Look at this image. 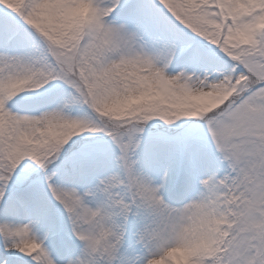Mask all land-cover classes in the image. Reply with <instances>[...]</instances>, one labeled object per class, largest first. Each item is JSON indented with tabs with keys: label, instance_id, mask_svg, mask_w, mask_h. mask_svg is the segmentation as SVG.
I'll return each mask as SVG.
<instances>
[{
	"label": "snow or ice",
	"instance_id": "6c2138e0",
	"mask_svg": "<svg viewBox=\"0 0 264 264\" xmlns=\"http://www.w3.org/2000/svg\"><path fill=\"white\" fill-rule=\"evenodd\" d=\"M0 264H264V0H0Z\"/></svg>",
	"mask_w": 264,
	"mask_h": 264
}]
</instances>
